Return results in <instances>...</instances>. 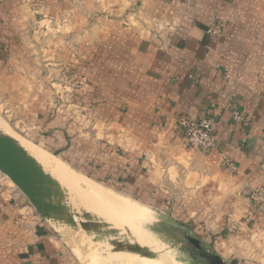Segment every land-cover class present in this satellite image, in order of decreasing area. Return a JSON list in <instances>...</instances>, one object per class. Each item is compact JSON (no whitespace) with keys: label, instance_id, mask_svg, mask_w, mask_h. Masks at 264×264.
Returning a JSON list of instances; mask_svg holds the SVG:
<instances>
[{"label":"crops","instance_id":"0c3cea01","mask_svg":"<svg viewBox=\"0 0 264 264\" xmlns=\"http://www.w3.org/2000/svg\"><path fill=\"white\" fill-rule=\"evenodd\" d=\"M0 111L84 177L168 204L264 264L248 196L264 185V0H0ZM209 116L216 146L203 152L178 121ZM0 264H81L1 181Z\"/></svg>","mask_w":264,"mask_h":264},{"label":"rangeland","instance_id":"374dc122","mask_svg":"<svg viewBox=\"0 0 264 264\" xmlns=\"http://www.w3.org/2000/svg\"><path fill=\"white\" fill-rule=\"evenodd\" d=\"M5 116L6 113H4V111H0L1 131L13 136L18 141L23 140L26 143L37 146L32 141L17 134L11 126L6 123L4 120L6 119ZM49 155L60 159L55 155ZM64 163L77 175L80 181L78 184H61L67 192L68 203L75 211L82 213V209H84L85 211L95 214L99 219L118 229L120 238H126L130 242H135L147 247L150 245L149 248L152 251L157 250L156 253L160 254L158 257L156 256L151 258L141 256L139 254L137 255V253L133 252V254H131V252L128 251L108 252V240L94 241L93 233L87 234L86 231L82 229L75 230L64 223L58 224L53 220H48L56 227L66 242L73 247L74 251L79 255L81 264H194L190 258L179 249V247L174 245L175 241H183V232H188L196 237L204 239L200 240L218 255L220 253L222 256H219L228 264H247L243 255H238L236 252L228 253L224 251V247L223 249L220 248L219 245L221 242H223L225 247L228 248L227 241L216 240L215 236H217V234L204 235L202 233H198L196 231L197 227L194 219L182 222V220H179V216H177L178 214H172V211L166 207L168 204L164 203V205H159L154 202L135 200L131 196L124 193L121 189L108 184H101L92 181L72 169L66 162ZM0 181L2 184H10L12 187L23 193L15 185V183H13V181H11V179L1 171ZM131 209H135V211H138L137 209H139V215H142L143 212H145L149 217H132L129 215L127 217L126 214L129 213ZM125 211L128 212L126 213ZM123 220L126 221L122 222ZM226 234L227 233H224L225 240L228 239V235Z\"/></svg>","mask_w":264,"mask_h":264},{"label":"water","instance_id":"95a60500","mask_svg":"<svg viewBox=\"0 0 264 264\" xmlns=\"http://www.w3.org/2000/svg\"><path fill=\"white\" fill-rule=\"evenodd\" d=\"M0 171L27 196L39 213L47 220L84 230L94 234L93 240H108L113 251H128L146 257H158L159 253L147 246L120 238L119 230L82 209L79 213L67 201V192L60 182L20 144L13 136L0 130ZM200 249L190 248L193 256H199L206 264H228L203 241ZM206 246H205V245ZM181 247V242L175 241ZM200 260V259H199ZM201 261V260H200Z\"/></svg>","mask_w":264,"mask_h":264},{"label":"built area","instance_id":"2783aa9c","mask_svg":"<svg viewBox=\"0 0 264 264\" xmlns=\"http://www.w3.org/2000/svg\"><path fill=\"white\" fill-rule=\"evenodd\" d=\"M232 117L236 123L248 122L244 113L237 107L232 109ZM216 123L214 116H209L200 120L181 118L178 124L185 130L186 141L191 147H195L203 152H209L216 146L213 136V126ZM226 166H232L228 159L224 160ZM248 196L251 201V207L256 213L264 214V185L253 187L249 190Z\"/></svg>","mask_w":264,"mask_h":264},{"label":"bare ground","instance_id":"6f19581e","mask_svg":"<svg viewBox=\"0 0 264 264\" xmlns=\"http://www.w3.org/2000/svg\"><path fill=\"white\" fill-rule=\"evenodd\" d=\"M20 144L43 166V168L45 169V171H48L56 180H58L60 182V184H78L79 178L77 177V175L60 159L55 158L51 155H49L48 153H46L45 151H43L41 148L33 145V144H29L24 142L23 140H19ZM81 187V186H79ZM92 193V192H91ZM102 196V195H101ZM105 197V196H104ZM113 199V198H112ZM115 201V200H114ZM122 201V200H121ZM73 205V204H72ZM125 205V204H124ZM141 205V204H140ZM121 206V205H120ZM131 207V206H130ZM129 207V209H130ZM137 207V206H136ZM134 207V208H136ZM145 207V206H144ZM128 209V208H127ZM138 211H135V209H131L129 211V213H127L126 211V216H145V217H149L145 212H143L142 215H139V209H137ZM138 212V213H137ZM138 214V215H137ZM114 215V214H113ZM120 215V214H119ZM118 215V216H119ZM126 217V218H127ZM120 218V216H119ZM125 218V217H124ZM121 219V218H120ZM128 219V218H127ZM131 220V218H130ZM126 221V220H125ZM124 220L122 222H125ZM128 221V220H127ZM140 221V220H139ZM117 222V221H116ZM121 222V223H122ZM127 223V222H126ZM131 223V222H130ZM115 224V223H113ZM119 225V224H118ZM134 225V224H133ZM120 226V225H119ZM125 226V225H124ZM131 226V225H130ZM129 226V227H130ZM112 228H114L113 226H111ZM123 227V226H122ZM132 227V226H131ZM133 233V232H132ZM154 238V237H153ZM155 239V238H154ZM153 239V240H154ZM142 240V239H141ZM95 241V240H94ZM103 241V240H102ZM149 241V240H147ZM144 242V241H143ZM150 242V241H149ZM159 242V241H158ZM145 243V242H144ZM160 243V242H159ZM104 244V243H103ZM150 244V243H149ZM157 244V243H156ZM94 245V244H93ZM141 245V244H140ZM87 246V245H86ZM143 246V245H142ZM156 246V245H155ZM150 247V245H149ZM99 248V247H98ZM154 248V247H153ZM161 248V247H160ZM159 249V248H157ZM155 251V250H154ZM157 251V250H156ZM155 251V252H156ZM108 252H113V245L109 242L108 244ZM126 252V251H125ZM159 252V251H158ZM115 253V252H114ZM127 254V253H126ZM131 254H133L131 252ZM124 255V254H123ZM136 255V254H135ZM138 255V254H137ZM105 256V255H104ZM125 256V255H124ZM132 257V256H131ZM138 258V256H137ZM143 261V260H142ZM147 263V262H146Z\"/></svg>","mask_w":264,"mask_h":264},{"label":"flooded vegetation","instance_id":"af4514ba","mask_svg":"<svg viewBox=\"0 0 264 264\" xmlns=\"http://www.w3.org/2000/svg\"><path fill=\"white\" fill-rule=\"evenodd\" d=\"M183 241H181V247L179 248L184 254H186L194 264H205L204 260L199 256H193L190 248L200 249L203 247L202 243L198 241L199 237H196L190 233L183 232ZM205 245V244H204ZM206 246V245H205ZM201 261H200V260ZM207 264V263H206Z\"/></svg>","mask_w":264,"mask_h":264}]
</instances>
